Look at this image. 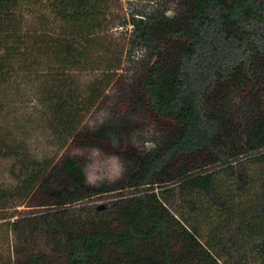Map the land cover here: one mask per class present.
I'll list each match as a JSON object with an SVG mask.
<instances>
[{
    "label": "trees",
    "instance_id": "1",
    "mask_svg": "<svg viewBox=\"0 0 264 264\" xmlns=\"http://www.w3.org/2000/svg\"><path fill=\"white\" fill-rule=\"evenodd\" d=\"M24 1L0 0V264H264V0H167L130 76L91 65L109 0H49L58 34Z\"/></svg>",
    "mask_w": 264,
    "mask_h": 264
},
{
    "label": "rangeland",
    "instance_id": "2",
    "mask_svg": "<svg viewBox=\"0 0 264 264\" xmlns=\"http://www.w3.org/2000/svg\"><path fill=\"white\" fill-rule=\"evenodd\" d=\"M167 0H109L103 4V17L105 30L97 38L101 46L109 50V53L103 51L101 47L95 48L92 56L93 68L98 70H107L109 68L110 56L122 58V65L119 74L132 75L140 70V65L146 60L148 49L143 45V42L137 37L141 31V27L147 22L143 21L139 26H134L133 18H146L153 14L162 12L168 5ZM19 17L22 20V28L25 30H34L37 27L36 18H49L52 23L50 29L54 34L61 33L62 25L55 21L49 11V0H25L19 9ZM54 20V21H53ZM40 28V26H39ZM41 30V29H40ZM133 44L132 61L126 59V54ZM45 66V65H43ZM96 74L85 72L82 74L81 82H91ZM29 97L23 96L22 101L28 102ZM105 114L96 115V120H104ZM147 130V129H146ZM144 138H148L147 133L143 130ZM146 140V139H145ZM88 161L87 172L89 180L96 182L99 180L112 179L120 172V167L117 162L107 154L89 151L82 153ZM106 200L99 199L95 203L102 204ZM31 203V202H30ZM24 205L18 208V212L28 210L30 205Z\"/></svg>",
    "mask_w": 264,
    "mask_h": 264
},
{
    "label": "water",
    "instance_id": "3",
    "mask_svg": "<svg viewBox=\"0 0 264 264\" xmlns=\"http://www.w3.org/2000/svg\"><path fill=\"white\" fill-rule=\"evenodd\" d=\"M144 19L143 18H139V22L143 23ZM142 29V28H141Z\"/></svg>",
    "mask_w": 264,
    "mask_h": 264
}]
</instances>
